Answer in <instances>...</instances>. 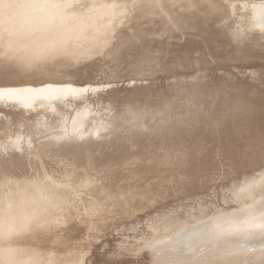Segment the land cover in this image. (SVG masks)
<instances>
[{"label":"rangeland","instance_id":"obj_1","mask_svg":"<svg viewBox=\"0 0 264 264\" xmlns=\"http://www.w3.org/2000/svg\"><path fill=\"white\" fill-rule=\"evenodd\" d=\"M105 1L108 3L107 7L103 0H53V6H62L61 12L64 19L54 16L53 21L49 22L50 29L55 28V24L57 27L59 19L71 26L95 8L99 7L100 11L111 10V17L107 16L110 13L103 14L102 18L98 17V20L100 19V25L97 21L98 25L102 27H100V34L89 33L91 29L86 33L85 40L92 44L90 43L88 49L89 54L84 56L69 57L60 54L61 57L52 56L47 61L40 59L37 62L36 60L29 67L15 68V64H12L14 61H9L10 55L15 51L2 49L5 43L0 42V51L4 50V53L0 52V58H4V62L0 59V90L16 87L22 89L27 86L33 89L32 94L29 93V103H33L34 106L31 108L24 105L29 108H25L24 112L21 110L22 113H20L19 110L4 106L7 102L2 104L1 101L4 102L5 99L0 97V165L11 157L17 158L16 164L24 168L23 177L19 173L22 170L17 169L12 173H3L0 170V182L8 178L25 177L44 185L50 183L56 189L70 187L69 193L66 192L67 195H65L67 197L65 203L60 205L63 216L61 215L59 222H66L59 228L70 232L74 228L69 222L80 224L82 221V226L75 225L77 228L75 230L81 231L84 228L86 232L81 231L84 234L74 235L76 238L73 237L75 232L71 235L67 233L66 238L62 235L51 236L44 247L52 248L54 255L60 260H73L74 257L81 256L82 262L76 264H108L105 258L104 262L102 260L105 252L110 253L111 249L126 239L140 238L138 241L142 242V247L139 252L142 254L152 252L150 245L156 240L151 239L148 232L157 228L158 223L168 220L169 217L185 223L203 215L205 209V212L211 215L201 221L215 219V216H222L221 213L228 214L229 217L230 213H234V220H237L238 213L246 212V215L250 216L247 209L251 205L249 202L253 199L246 195L251 193L250 188H257L259 182L264 180L261 176L264 174V166L259 167L254 163L252 168L239 176L228 178L231 171L225 169L226 162H221L216 157V170L212 172L204 168L202 175L205 177H201L200 186L190 185L195 179L190 176L192 173L189 170L188 156L183 150V141L188 140L199 144L201 151L194 156L197 165L202 154L214 152L211 149L212 138L207 139V136L202 134L206 138L200 136L201 141H198L190 134L191 130L205 131V127L208 128L207 124L200 121V115L204 110L210 109L209 103L212 101L209 89L212 85L211 60L214 46L210 32L205 29L200 30L186 20L180 19V21L177 15L182 14L183 9L179 4H175L177 7L174 5L173 11L172 2L168 3L170 6H167L170 0H163L165 2L155 0V3L154 0H147L146 4L144 0L136 2L129 0L135 3H131L133 8L128 7L131 5L128 0ZM148 1L152 2V5L149 6ZM185 1L183 0V5L186 4ZM218 1L223 4L227 2V0ZM259 1L264 2V0H255V2ZM139 2L140 5L144 4L141 8ZM147 3L148 7L145 6ZM164 3H166L165 6ZM16 4L17 0L6 7H0V21L9 14L10 7ZM112 6L114 8H111ZM168 7L171 8L172 13L168 12L170 9ZM142 8L144 10H139ZM155 8L156 12H154ZM135 9L138 13L142 12L139 15L144 20L138 17L141 20L139 21L137 18L139 15ZM148 11L151 15L153 13V17ZM144 13L150 16L146 17ZM45 17H47L45 13H39L37 18L30 19L44 20ZM123 17H125L124 21ZM4 21L0 22V41L6 42L5 38L8 40L18 25L8 20ZM120 21H123V24ZM39 23L36 29L29 33L30 38L40 39L45 34L46 22ZM119 23L122 24L121 28ZM141 25L144 27L142 28ZM14 35L21 34L15 32ZM99 41L100 43L103 41L104 44L100 45ZM13 54L12 58L18 56L17 53ZM6 58L9 59L7 62ZM210 73L211 78L208 76ZM188 80H209L210 85L208 87L200 85L202 95L193 101L192 98L178 96L177 91L180 89L174 86L177 82L182 83ZM44 86L60 88L72 86L80 94L58 96L51 101L43 102L44 93L40 90H43ZM143 88H145L144 96L141 91ZM39 104L43 105L38 112H34ZM157 139H164L165 142L171 141V143L167 147L159 146L155 149L150 143ZM171 147L176 152L173 153L170 150ZM120 149L127 151L125 156L127 161L121 166L117 165L119 167L115 168L113 165L102 164L97 168V172L93 170V160H91L93 156L99 157L104 153H112ZM77 152H82V155L87 153L86 167L80 168L77 165V159H74ZM156 152L164 155L165 163L162 165L165 169L162 175L166 177L163 178L161 173L157 177L153 176L154 174L148 170L143 176L149 177L137 181L139 176L137 169L142 163H144L143 168L147 167L150 170L157 166L154 161H149ZM113 170L123 171L124 177L116 176L117 181H114L111 178L114 174ZM134 172L135 178L132 177ZM214 174L216 175L212 176ZM161 179L164 180L161 182ZM155 181L161 183L165 190L161 188L157 195L153 192L148 193V199L143 204L130 209L128 214L119 215V212H113L114 207L111 206L113 200L98 203L99 197L110 183L114 185L118 182L120 185L131 187L130 190L134 191L145 189L139 185L148 186ZM259 199L262 198L259 197ZM68 210L69 215L66 214ZM71 213L74 216L71 217ZM120 217H124L123 221L119 220ZM186 225L181 226L184 228ZM229 230L233 229L226 230V233L230 232ZM165 232L168 234L167 230ZM166 236L163 235V238ZM244 240L242 239L241 242ZM67 249H71V256L66 254Z\"/></svg>","mask_w":264,"mask_h":264},{"label":"bare ground","instance_id":"obj_2","mask_svg":"<svg viewBox=\"0 0 264 264\" xmlns=\"http://www.w3.org/2000/svg\"><path fill=\"white\" fill-rule=\"evenodd\" d=\"M103 1L106 3L105 0ZM136 1L137 0L134 2ZM145 1L147 0H144V4H146ZM150 1H148L149 6L150 4L152 5V2L150 3ZM156 1L154 0V3ZM134 2H130V4H135ZM171 2L173 3V5L171 4L173 11L175 10L173 8L175 4H179L183 9L182 14L179 15L177 11L178 9L176 8L179 20H186L187 23L200 30H209L211 42L214 46L213 58L211 60L212 85L210 87L211 90L209 89L212 101L209 103L210 109L204 110L200 115V121L207 124L209 129L205 127V125V131L199 129L191 130L192 132L190 131V134L193 135L195 139H198V141H201L200 136L205 138L207 136V139L212 138L211 149H213L214 152L212 154H202L197 165L194 156L198 155L199 151H201V149H199V144L191 143L188 140L183 141V150L188 156L189 170L190 173H192L190 176L195 179L190 185L200 186L201 177H205L202 175L204 173V168L206 170L209 169L212 172L216 170V157L219 161L226 162L225 169L231 171L228 174V178H233L244 173V171L252 168V163L259 167L264 166V2H255V0H227V2L223 4L218 0H186L184 3L187 5H183V0H170V2H167V6H170L168 3L170 4ZM41 3L42 7L40 8L38 6ZM148 3L145 5L146 7H148ZM20 4L21 2L16 6L10 7V9L8 8L9 10L12 9L10 20L15 17V10L21 7ZM31 4L35 7L36 11L44 12L43 7L49 4V2L48 0H31ZM107 4L108 3H106L105 7H107ZM132 4L128 7L133 8ZM165 4L166 3H164V6ZM136 5L138 4L136 3ZM61 7L62 6L56 7L57 9L55 8L56 10L54 11V14L55 16H60V18L64 19ZM174 7L177 6L175 5ZM111 8L114 7L112 6ZM143 8L139 10L142 11L144 10ZM150 8L153 9V7ZM136 9L135 11L138 10ZM130 10L131 9H129V11ZM155 10L156 8L154 9V12H156ZM172 10L170 8L168 12H171ZM141 11H139V13ZM149 11L152 10L150 9ZM136 13H138V11ZM103 14H107L108 17L112 16L111 10L109 12L100 11L98 7L97 9L95 8L90 11L87 15L84 14L86 15L84 18L71 26L65 24L59 19L57 27L55 24V28L52 29L49 28V22L53 21L50 15L49 17H45L44 20H31V24H40V21L46 22L47 27L45 34L42 35L40 39H25L20 36L12 37L8 40L5 38L6 42L0 41L2 44L5 43V45L3 44L4 47L2 46L1 48L6 51H15L12 52V54L17 53V57L15 56L14 58L13 56L12 58L11 54L10 60L8 59L9 61H14L12 64H15V68H22L23 66L29 67L36 60L37 62L40 59H45L47 61L48 58L52 56H60V54H65L69 57H77V55L84 56L89 54L88 49L90 48L91 43L85 40L86 33L90 29L92 31L89 33L95 35L99 33L102 27H99L100 19L98 20V17L100 18ZM149 14L148 16L151 15ZM145 15L148 17L147 14ZM33 17L37 18V16ZM138 17L143 18L140 15L137 16V18ZM151 17H153V13ZM154 17L157 16L154 15ZM124 18L125 17H123V21ZM141 20H144V18ZM141 20L139 19V21ZM97 21L99 22V25ZM123 21H120V23ZM152 21L157 22L155 19ZM122 24H120V28L122 27ZM141 26L142 28L144 27V25ZM181 27L182 26H180V28ZM155 30L156 29H154V31ZM99 36L100 35H98V39L100 38ZM94 37L96 38V36ZM101 42L103 43V41ZM102 43H100V45H102ZM4 50L0 52L4 53ZM7 53H9V51ZM1 60L3 61L4 58L2 57ZM8 60L6 58L5 61L7 62ZM88 75H90V73H88ZM38 76L40 77V74H38ZM25 87L22 89L16 87L0 90V97L4 99L8 98L7 100L11 101L14 100L20 107L29 108L24 105L32 107L33 103H29V93L32 94L33 89ZM67 89H69V87H67ZM70 89L73 88L70 87ZM183 90H185V93L188 94L193 101H196V99H199V96L202 95V88L199 84L188 85L184 87ZM40 92L44 93L45 100H49L57 95H63L67 91H61L54 86H44L43 90H40ZM202 134H205L206 136ZM170 143L171 141L165 142L164 139H157L155 142H151L150 145H153L156 149L159 146L167 147ZM170 150L173 153L176 152L173 147H171ZM118 156L119 157H115L118 158L117 160L122 161L123 159V161H125V157H123L121 152H119ZM219 158H221V160ZM87 159L86 156L77 159V165L80 168L86 167ZM91 160H93L92 163L95 168L94 170L102 164L101 160H97L94 157H92ZM108 160H113L112 164L114 165H122L124 163L122 162L119 164L117 160L115 161L112 158ZM108 160L106 161L109 163ZM164 160V155L157 152L156 154H153L149 161H154L157 166L150 170L147 167L143 168L142 164L144 163H142L137 169L139 174L137 181L149 177L143 176L148 170L154 174L153 176L157 177L160 173L162 175L165 169L162 165L165 163ZM106 161L104 160V162ZM7 167L12 168V166L8 165ZM113 172L114 174L116 173L113 178L114 181L117 178L124 177L123 171L121 170H113ZM215 175L216 174L212 176ZM261 176L264 177V174H261ZM132 177L135 178V172ZM162 177L165 178L166 176L164 177V175H162ZM162 180L164 179H161V182ZM14 181L16 180L13 178H8L2 181V187L9 188L10 198L5 196V194H0V264H76L82 262L83 259L81 260V256H76L73 260H60L54 255L52 248L45 249L44 247L47 239L51 236L56 235L60 237L62 235V237L66 238L68 236L67 233L71 235L72 232H75L73 237L76 238L74 235L79 233L84 234L82 232H86L84 228H82V232L79 231V229L75 230L77 229L75 225L81 227L82 221H80V224L68 221L74 228L70 232H65L59 228L66 222H59L61 220V215L63 216V211H61L62 209H60V205L64 204L66 199L63 197V191L53 189L50 196L45 197L41 190L42 186L39 185V187L38 184H31L32 182L27 179H22L16 189L12 191L15 187L13 186ZM204 183H206V181ZM139 186L145 189L138 190L139 194L136 196L134 193L129 192V186L120 185L118 182H115L114 185L110 183L105 189L106 192H108L106 197L100 196L98 203H101L99 200L103 202L115 199L111 204V206L114 207L113 212L115 211L119 212V215L122 213L125 215L130 212V209H134L135 206L143 204V202L148 199V193L153 192L157 195V192H159L161 188L164 189V186L161 183L159 184L158 181H155L148 186L143 184ZM263 186L264 180L259 182L257 188H250L251 190L249 192L251 193L246 195V197H251L250 199H253L251 200L253 203L249 202L251 205L247 209L250 216L246 215V212L243 214L238 213V216L236 217L237 220H234V213H230V217L228 214L224 215L221 213L223 217L215 216V219L201 221V219L211 215V213L208 214V212H205V209L203 210V215L201 214V216L194 217L193 220L185 223H181L180 220L169 217L168 220L165 219V221L158 223L159 225L157 228L148 232L149 237L157 241H152L153 244L151 243L150 245V248L153 250L152 252L145 254L139 252L141 249L140 247H142V242L138 241L140 238L126 239L123 240L120 245L111 249L110 253L106 251L102 260L104 262L105 258L108 261V264H264ZM258 195L262 198L261 200ZM215 207L217 208V205H215ZM220 210L221 208L219 211ZM69 213V210L66 211L67 215H69ZM70 216L72 217L74 215L71 213ZM123 218L124 217H120L119 220L123 221ZM230 218L232 220H228ZM196 220L198 221L192 222ZM185 224L187 225L182 228L181 225ZM228 229L233 230H229L230 232L226 233V230ZM246 229H248V231H246ZM166 230L168 231V234L165 232ZM163 235H167V239L163 238ZM169 235L170 237H168ZM242 239L245 240L241 242ZM54 247L58 248V246ZM65 252L70 255L71 249H67ZM112 259L116 260L114 261Z\"/></svg>","mask_w":264,"mask_h":264},{"label":"water","instance_id":"obj_3","mask_svg":"<svg viewBox=\"0 0 264 264\" xmlns=\"http://www.w3.org/2000/svg\"><path fill=\"white\" fill-rule=\"evenodd\" d=\"M13 1H16V0H7V1H5V0H0V7H5L6 5H8V4H10L11 2H13ZM21 2V7L19 8V9H16L14 12H15V17L13 18V19H11L10 20V17H11V15H12V12H11V10H10V12H9V14L8 15H6V17H4V19H2L0 22H5L4 20H8L10 23H14V24H17L18 26H17V28L14 30L15 32H18V33H20L21 35H20V37L21 38H25V39H36V38H30L29 37V33L32 31V30H34V29H36V27H37V23H33V24H31V19L30 18H32L33 16H37L39 13H45L46 15H47V17H49V15L51 16V19L52 18H54V16H55V14H54V11L57 9L55 6H53L52 5V3H53V0H48V2H49V4H47L45 7H43V10H44V12L43 11H36L35 10V7L34 6H32V4H31V0H17V4H19ZM16 4V5H17ZM15 5V6H16ZM23 5V6H22ZM38 7H42V3L38 6ZM56 8V9H55ZM52 13V14H51ZM54 15V16H53ZM53 16V17H52ZM58 17H60V16H58ZM15 32H13L12 34H11V36H10V38L9 39H11L12 37H17V36H15L14 35V33ZM40 38V37H39ZM208 76H210V78H211V73L210 74H208ZM208 76H206V77H208ZM192 77H194V76H192ZM192 77H190V78H192ZM209 78V77H208ZM212 79V78H211ZM210 79V80H211ZM209 82V80L208 81H203V80H198V81H185V82H182V83H179V82H177L176 83V85H174L175 87H178L180 90H178L177 92H179V93H177V94H179L178 96H180V95H182V96H184L186 99H190L191 97L188 95V94H186L185 93V90H183V88L184 87H186V86H188V85H203V86H205V87H208L209 85H210V83H208ZM57 88H59L61 91H67V92H65L63 95H57L56 97H58V96H61V97H65V96H67V95H78V94H80L75 88H73L72 86H71V88H73V89H70V87H69V89H65V88H60V87H57ZM142 94H143V96H144V93L143 92H145V88H143L142 90ZM76 92V93H75ZM56 97H52L53 99L54 98H56ZM75 97H77V96H75ZM42 98V97H41ZM51 98V99H52ZM4 99V98H3ZM8 98H6L5 100H4V102L3 101H1L2 102V104H4L5 103V101L7 102L6 104L7 105H4V106H7V107H12V108H14V109H16V110H19L20 111V113H22V112H24L26 109L23 107V109L18 105V103H16L14 100H7ZM42 99H44L43 100V102L45 101V102H48L49 100L51 101V99H47V100H45V96H43V98ZM65 99V98H64ZM43 102H39V103H43ZM43 104H39L38 106H36L35 107V109H37V110H34V112H38V109H40V107L42 106ZM34 106L32 105V107L31 108H33ZM21 110H22V112H21ZM121 150H123V149H120V150H118V151H116V152H112V153H104L103 155H101V156H99V157H97V156H93L94 158H96L97 160H101V163L102 164H105L104 166H111V165H113L115 168H118L119 166H117V165H114V164H112V162H113V160H108V159H110V158H112V159H114L115 161L118 159V158H115V157H119L118 155H119V152H121V154H123V157H125L126 156V153H127V151H126V153H125V151L123 150V151H121ZM87 154V153H86ZM86 154H84V155H82V152H77V153H75V155H74V159H79V158H81V157H85V155ZM78 157V158H77ZM86 157H87V155H86ZM13 160H15V161H13ZM16 160H17V158L16 159H13V158H9V159H7V160H4L3 162H2V165H0V170L3 172V173H12L13 171H16L17 169L18 170H22V172H19L20 173V175L23 177L24 176V173H23V170H24V168L23 167H21V166H19V165H17L16 163L18 162H16ZM104 160L106 161V160H108L109 161V163L106 161V162H104ZM118 162H119V164H121L122 162H126L127 161V158H125V161H123V159H122V161H119V160H117ZM76 163H77V161H76ZM102 164L100 165V166H98L97 168H99V167H101L102 166ZM7 165L8 166H12V168H8L7 167ZM121 166V165H120ZM93 168V170L95 169L94 167H92ZM94 171H96L97 172V169L96 170H94ZM116 174V173H115ZM115 177V175L113 174V176L111 177L112 179ZM22 179H27L28 180V178H16L15 180L16 181H14V183H13V186H15L14 187V189H12V191L13 190H15L16 189V187L18 186V184L22 181ZM30 182H32L31 184H38V186L39 185H41L42 186V188H41V190H42V193H43V195L45 196V197H47V196H50V194L52 193V191H53V189L54 190H61V191H63L62 193H63V197L64 198H66L67 199V197L65 196V195H67V193H69V188H67V187H65V188H63V189H56V188H53V185H51L50 183H47V184H43V183H40V182H38V181H34V180H29ZM40 187V186H39ZM131 188V187H130ZM130 188H129V190H130ZM135 188V187H134ZM3 189V190H2ZM140 190V189H139ZM8 191V192H7ZM11 191V192H12ZM7 192V193H6ZM67 192V193H66ZM129 192H132V193H134V195H136V196H138V190H134V191H129ZM9 193H10V191H9V188L8 187H2V182H0V194H5V196H7L8 198H10V195H9ZM108 192H106V190H104V193L103 194H101L102 196H105L106 197V194H107ZM4 196V195H3ZM132 196V195H131ZM65 199V200H66ZM112 200H115V199H110V200H106V201H103L104 203H106V202H109V201H112ZM99 202H102V201H100L99 200Z\"/></svg>","mask_w":264,"mask_h":264}]
</instances>
